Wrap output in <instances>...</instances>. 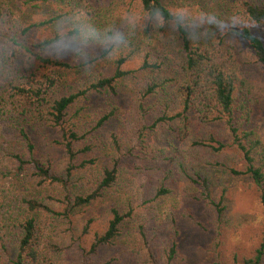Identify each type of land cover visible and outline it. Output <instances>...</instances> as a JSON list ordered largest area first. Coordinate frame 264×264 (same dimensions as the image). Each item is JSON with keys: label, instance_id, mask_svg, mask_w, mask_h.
<instances>
[{"label": "trees", "instance_id": "obj_1", "mask_svg": "<svg viewBox=\"0 0 264 264\" xmlns=\"http://www.w3.org/2000/svg\"><path fill=\"white\" fill-rule=\"evenodd\" d=\"M11 1L37 7L51 0ZM135 1L140 7L162 3ZM241 8L243 14L264 17V0H241ZM8 10L0 7V38L12 22ZM38 27L43 24H31L25 29ZM250 31L246 26L236 31L247 45L250 38L246 33ZM141 35L143 45L135 50L139 52L140 65L135 71L123 68L134 57L130 51L132 54L116 60L112 75H88L78 80L74 88L62 91L57 88L62 80L58 74L74 66L68 61L38 56L31 67L36 72L43 71L41 77L21 74L3 88L0 120L11 122L0 130V264H54L60 251L59 245L39 236L36 220L39 212L59 214L41 199L20 196L4 188L3 182L23 173L28 176L30 171L29 179L36 180L37 185L50 180L65 187L74 170L94 163L83 160L76 166L79 156L92 151L89 134L112 118L117 127L110 138L114 151L110 165L102 169L96 188L66 200V205L72 208L89 205L109 190H115L121 179V167L127 161H133L130 176L137 185L132 181V194L122 208L117 205L110 208L103 231L94 235L92 254L112 246L122 233V225L131 222L143 264H171L178 257L177 231L172 230L169 242L163 246L159 239L163 227L158 206L172 194V185L187 183L197 188L196 200L208 202L221 216L226 208L225 189L214 198L220 183L216 185L212 177V164L233 175L248 176L264 212V147L254 132L246 128L250 113L238 102L241 80L234 47L221 39L211 46H194L183 32L168 28H146ZM126 77L137 81L129 109L125 112L114 107L99 118L91 131H83L80 124L83 108L77 106L79 102L90 93L117 95L119 81ZM33 124L61 129L58 143L67 157L66 178L50 173L52 167L40 165L34 156L28 131ZM212 157L219 161L211 162ZM220 157L225 160L223 164ZM46 199L55 200L51 196ZM188 218L201 226L193 216ZM263 255L264 237L254 259L245 260L244 264H260Z\"/></svg>", "mask_w": 264, "mask_h": 264}, {"label": "rangeland", "instance_id": "obj_2", "mask_svg": "<svg viewBox=\"0 0 264 264\" xmlns=\"http://www.w3.org/2000/svg\"><path fill=\"white\" fill-rule=\"evenodd\" d=\"M168 3H194L198 7L217 10L224 14H243L241 0H160ZM0 7L9 9L12 21L25 28L31 24L42 21L44 14H58L71 7L86 9L93 14L98 23H103L116 11L130 7H140L135 0H51L40 3L37 7L22 6L11 0H0ZM251 30L255 24L248 25ZM240 26L229 21L224 25L223 33L239 31ZM43 27L31 31H42ZM218 37H211L194 46H211L218 42ZM244 45L246 42L240 40ZM229 44V43H228ZM143 45L141 31L137 34L131 49L111 60H97L93 66L84 68L70 62L74 69L59 72L62 77L57 88L64 91L75 87L78 80L95 76H110L114 72L115 62L120 57L134 53L132 60L127 61L125 70H137L140 65L139 52L135 51ZM235 49V48H234ZM130 51H133L130 53ZM135 51V52H134ZM234 59L237 64L241 85L238 92V102L249 111L250 120L247 129L254 132L264 147V68L257 70L235 49ZM67 61V60H66ZM32 64L16 69L11 73L0 70V93L7 83L15 81L21 74L27 77L35 74L41 77L43 71L33 69ZM83 72H85L83 74ZM141 75L138 74V77ZM29 80H24L28 82ZM137 81L126 77L119 81L117 95L90 93L77 106H82L80 124L83 131H91L99 118L114 107L125 112L130 106V96ZM61 92V91H60ZM11 122L9 119L0 120V130ZM114 118L103 124L99 129L89 134V143L92 151L79 156L76 166L83 160H94L93 164L84 165L74 170L71 179L67 180L65 187L45 180L37 185L36 180L29 179L24 173L14 179L3 182L4 188H9L17 195L37 198L49 203L52 210L57 212H39L36 215L39 236L49 239L59 245V253L55 255L54 264H143L137 251L136 232L131 222L122 225V233L112 246L101 248L96 254L90 252L95 233L103 231L109 217V210L113 206L122 208L130 198L133 190L134 178H131L133 161H127L121 167V179L115 185V190L105 193V196L95 202L79 207L66 205L76 195H83L96 188L95 182L104 167L110 165L111 155L114 153L111 145V135L116 130ZM29 136L34 146V156L40 165H50L51 172L56 176L66 178L67 157L61 146L62 132L60 128L47 125L33 124L28 127ZM163 138V134H161ZM225 159V157H224ZM221 164L225 160L220 157ZM210 161L216 163L218 158L212 157ZM210 169L218 189L213 195L219 196L225 189V206L221 216L212 209L206 201L196 200L198 190L194 185L178 183L172 185V194L158 206V216L162 223V233L159 236L165 246L171 236L172 230L177 231L178 257L171 264H244L245 260H252L264 237V212L248 176L233 175L224 167L212 164ZM240 168L238 163L237 169ZM31 171L35 172L33 167ZM133 181V183H132ZM137 185V184H136ZM222 186L224 188H221ZM47 196L54 198L48 201ZM216 200V199H215ZM193 216L201 226L194 225L188 216ZM260 264H264V255Z\"/></svg>", "mask_w": 264, "mask_h": 264}, {"label": "clouds", "instance_id": "obj_3", "mask_svg": "<svg viewBox=\"0 0 264 264\" xmlns=\"http://www.w3.org/2000/svg\"><path fill=\"white\" fill-rule=\"evenodd\" d=\"M259 20L264 17L224 14L194 3H161L116 11L98 23L86 9L71 7L58 14H44L43 30L39 32L10 22L6 34L0 38V70L11 73L38 56L89 68L97 60L111 61L127 53L137 34L146 28L183 32L193 43L218 37L259 70L264 68V23H256L246 33L250 38L248 45L240 42V33L222 32L229 21L243 28Z\"/></svg>", "mask_w": 264, "mask_h": 264}]
</instances>
